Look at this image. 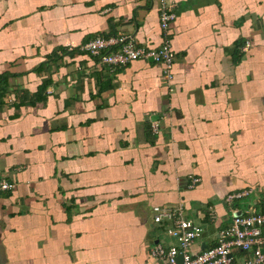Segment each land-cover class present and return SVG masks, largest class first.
Instances as JSON below:
<instances>
[{
    "label": "crops",
    "instance_id": "0c3cea01",
    "mask_svg": "<svg viewBox=\"0 0 264 264\" xmlns=\"http://www.w3.org/2000/svg\"><path fill=\"white\" fill-rule=\"evenodd\" d=\"M169 1L172 94L150 60L80 51L157 48L159 0H0V264H158L153 206L202 226L192 252L229 224L227 194L264 212V0Z\"/></svg>",
    "mask_w": 264,
    "mask_h": 264
},
{
    "label": "built area",
    "instance_id": "2783aa9c",
    "mask_svg": "<svg viewBox=\"0 0 264 264\" xmlns=\"http://www.w3.org/2000/svg\"><path fill=\"white\" fill-rule=\"evenodd\" d=\"M176 19L174 5L169 0H159V29L161 44L154 49L136 44L129 37L118 34L111 37H96L81 48V52L98 58L107 68H120L137 60H150L162 67V79L172 94V72L175 55L171 49L169 30ZM153 134L159 133L158 121L150 125ZM199 180L191 177L187 189H193ZM15 186L0 181L1 191H11ZM252 191L229 193L223 204L230 214L229 224L220 229L215 244L192 252V246L200 240L203 228L189 219L181 203L152 207L153 224L163 230L164 238L153 243L149 257L158 264H264V212L255 205L242 201L253 196ZM211 218V212L209 213ZM243 258L238 260L235 254Z\"/></svg>",
    "mask_w": 264,
    "mask_h": 264
},
{
    "label": "trees",
    "instance_id": "16d2710c",
    "mask_svg": "<svg viewBox=\"0 0 264 264\" xmlns=\"http://www.w3.org/2000/svg\"><path fill=\"white\" fill-rule=\"evenodd\" d=\"M104 38H107V37H104ZM4 80H5V78H3V80L0 78V83H1V84H0V91H1L2 89H4V86L2 85V83H3ZM5 84H6V82H5ZM149 131H150V133L153 135L150 126H149Z\"/></svg>",
    "mask_w": 264,
    "mask_h": 264
}]
</instances>
